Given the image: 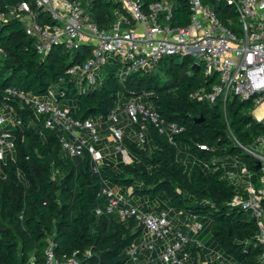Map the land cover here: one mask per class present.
I'll use <instances>...</instances> for the list:
<instances>
[{
  "label": "trees",
  "instance_id": "16d2710c",
  "mask_svg": "<svg viewBox=\"0 0 264 264\" xmlns=\"http://www.w3.org/2000/svg\"><path fill=\"white\" fill-rule=\"evenodd\" d=\"M21 1L29 0H0V10ZM141 1L146 9L163 0ZM169 1L173 2L171 24L185 27L190 18L188 0ZM203 2L232 27L236 21L233 6L218 0ZM90 11L99 28H107L118 14L125 13L114 0H92ZM40 16L44 18L38 11ZM89 57L88 46L68 51L54 45L39 53L18 19L0 23V104L12 107V115L20 121L4 126L14 149L0 162V264H45L44 251L49 243L61 263L73 258L75 264H128V251L143 238L144 228L133 217L122 222L105 209L97 212L103 185L124 192L131 188L129 195L147 197V201L158 202L170 211L208 217L207 242L225 260L264 264L254 218L232 204L236 196L245 194L244 184L234 183L227 175L235 170L233 157L250 172L260 173L258 161L235 142L248 146L264 133V125L250 114L252 101L231 96L221 109L220 103L195 97V90L208 88L215 76L205 77L202 67H193V58L176 55L165 56L152 68L124 78L117 74L118 62L108 61L102 67L100 82L79 89L67 70ZM10 87L42 98L52 88L56 101L60 104L64 99L60 105L81 120L100 117L106 122L112 110L122 109L131 99L145 100L166 122L175 123L182 131L169 138L140 118L126 130L122 141L132 161H114L108 158L113 153L105 154L95 171L88 148L79 156L66 155L60 130L45 126L48 114L37 113L32 105L8 94ZM141 128L143 143L135 138ZM179 150L194 158L190 168L179 158ZM210 246L188 244L185 250L197 264L206 260Z\"/></svg>",
  "mask_w": 264,
  "mask_h": 264
},
{
  "label": "built area",
  "instance_id": "2783aa9c",
  "mask_svg": "<svg viewBox=\"0 0 264 264\" xmlns=\"http://www.w3.org/2000/svg\"><path fill=\"white\" fill-rule=\"evenodd\" d=\"M92 0H29L18 2L6 10H0V23L18 19L27 35L35 41L39 53H46L54 45H61L68 51L82 46L91 48V57L72 64L67 72L79 85L93 86L105 63L111 61L109 54L118 59V76L152 68L165 56H189L202 67L205 77L215 76L208 88L201 86L194 96L209 103H222L223 109L228 98L251 100L250 114L264 125V110L260 116L254 110L264 104V0H218L233 6L236 21L228 27L217 15L216 10L203 0H188L190 18L185 27L173 26V2L163 0L151 3L144 9L141 0H114L121 4L125 13L118 14L107 28H99L93 20L90 7ZM38 11L43 14L38 18ZM82 88V89H87ZM10 95L21 98L32 105L37 113H46L45 126L60 130L62 149L69 157L79 156L88 148L98 171L105 153L81 135L88 131L90 139L99 141L98 128L105 125L112 141L116 143L113 154L123 151V137L126 130L140 118L148 120L159 133L171 138L182 128L166 122L160 114L139 99H131L122 109L112 110L106 122L102 119H77L69 108L61 106L50 88L45 97L20 92L15 88L6 89ZM6 112L12 114L9 105L0 104V162L12 154L14 142L4 126L20 124ZM139 143L145 141L143 130L135 132ZM236 144L258 161L260 173L250 172L247 167L234 159V171L227 172L231 181L244 184L245 194L236 196L232 204L247 210L257 227V241L263 251L260 259L264 262V133L257 135L248 146L235 139ZM110 155V154H109ZM124 162L132 158L124 156ZM107 197L105 211L116 214L119 221L133 217L144 228L141 244H133L129 251V264H184L189 258L185 250L188 244L203 247L199 234L203 222L196 215H190L187 231L173 230L169 213L154 214L131 204L119 189L103 185L99 194ZM101 212L100 209L97 210ZM162 241L157 257L156 240ZM52 243L46 247L45 264H75L73 258L61 263L55 259ZM145 252L141 255L140 252Z\"/></svg>",
  "mask_w": 264,
  "mask_h": 264
},
{
  "label": "crops",
  "instance_id": "0c3cea01",
  "mask_svg": "<svg viewBox=\"0 0 264 264\" xmlns=\"http://www.w3.org/2000/svg\"><path fill=\"white\" fill-rule=\"evenodd\" d=\"M98 130H100V134L102 135L103 141H107V142L112 143V144L114 143V145H116V143L114 141H112L109 133L107 132L105 125H102L101 127H99ZM81 135L85 139H87L89 137L88 131H86V130H82ZM97 149L102 150L105 154H108L106 151V148L103 146L100 148H97ZM124 156L129 157L130 154L123 147V151L119 152L116 155L113 154V156H110L108 158L116 161L117 159H121ZM117 189H119V188H117ZM131 191H132L131 188L127 189L126 192H124L123 190H120V192H122L126 195L128 201L131 204L139 207L140 209H142L146 212H152L154 214H159L160 212H163V211L168 212L173 230H183L185 232L187 231V224L189 223L190 215L180 213V212H176V211H170V209L163 208L162 206H160L158 202L147 201L145 197H140V198L136 199V197L133 194L129 195V193H131ZM106 202H107L106 197L102 196L101 202H100L101 206L99 208L100 210L105 209ZM147 209H149L150 211H147ZM208 237H209V234L201 233L199 235V239L202 241V243L206 244L207 246H210V243L207 242ZM142 241H143V238H141V240L139 242H137V244H141ZM209 248L212 249V251L207 254L206 260L203 261V264H215L214 261H220L222 264L223 263L222 259L225 260V258L223 256H221L220 253L216 249L212 248V246H210ZM160 250H161V247H160ZM140 254L144 255L145 252L141 251ZM154 257H155V254H154ZM153 264H158V263L155 261Z\"/></svg>",
  "mask_w": 264,
  "mask_h": 264
},
{
  "label": "rangeland",
  "instance_id": "374dc122",
  "mask_svg": "<svg viewBox=\"0 0 264 264\" xmlns=\"http://www.w3.org/2000/svg\"><path fill=\"white\" fill-rule=\"evenodd\" d=\"M109 57H110L111 61L116 60L118 62V59L114 55L109 54ZM103 73H104V70L103 69H102V72L101 73H98V75H97V82H100L101 81V79L103 77ZM200 80L202 82L205 81V79L203 78V76H201ZM78 87H79V89H82L83 87L84 88H87L88 85H79ZM63 103H65V100L64 99H61L60 100V104H63ZM143 103L147 104L148 107H149V104H148L147 101L144 100ZM220 107H221V109H223V104L222 103H221ZM250 108H249V110H250ZM254 114L255 115H258L256 109L254 110ZM6 116L8 117V119L14 117V115L9 114L8 112H6ZM98 136H99V141L98 142H94L93 139H90V137H88L87 138L88 144H91V145H93L94 147H97V148H100V147L103 146V147L106 148V151H107L108 154L114 153L116 145H114V143L112 144V143H109L107 141H103L102 135L100 134V130H98ZM130 136H132V135H130ZM179 158L181 160H183L188 165L189 168L191 167V165L193 163V159H194V158H192V156H191V154L189 152H187V151H181V150H179ZM234 159H236V157H233V160ZM0 172H1V170H0ZM134 196L136 197V199L141 197V196L136 195V194H134ZM146 200H148L147 197H146ZM200 219H203V218L200 216ZM202 221H203V223L205 225V228L203 229V232L202 233H204V234H210L209 229H207V227H206L207 221H208V217L204 218ZM156 244H157V251L155 252V257L158 256V253L160 252V247L162 249V241L160 239H157L156 240ZM211 251H212V249H209L208 250V253H210ZM222 261H223L222 264H232L230 261H227V260H224V259H222ZM214 263L215 264H221L220 261H214ZM184 264H194V261H193L192 258H188L187 260H185ZM197 264H203V262H199L198 261Z\"/></svg>",
  "mask_w": 264,
  "mask_h": 264
},
{
  "label": "bare ground",
  "instance_id": "6f19581e",
  "mask_svg": "<svg viewBox=\"0 0 264 264\" xmlns=\"http://www.w3.org/2000/svg\"><path fill=\"white\" fill-rule=\"evenodd\" d=\"M257 110V114L258 115H256V116H260L261 115V113H262V111L264 110V104H262V106H260L258 109H256Z\"/></svg>",
  "mask_w": 264,
  "mask_h": 264
},
{
  "label": "water",
  "instance_id": "95a60500",
  "mask_svg": "<svg viewBox=\"0 0 264 264\" xmlns=\"http://www.w3.org/2000/svg\"><path fill=\"white\" fill-rule=\"evenodd\" d=\"M193 67H195V68H196V70H198V69H199V65H198L197 63H194V64H193Z\"/></svg>",
  "mask_w": 264,
  "mask_h": 264
}]
</instances>
